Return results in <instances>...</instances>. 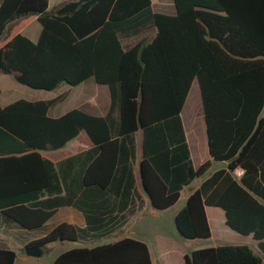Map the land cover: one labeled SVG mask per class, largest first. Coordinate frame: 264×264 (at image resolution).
I'll list each match as a JSON object with an SVG mask.
<instances>
[{"label": "trees", "instance_id": "1", "mask_svg": "<svg viewBox=\"0 0 264 264\" xmlns=\"http://www.w3.org/2000/svg\"><path fill=\"white\" fill-rule=\"evenodd\" d=\"M173 1L175 15L153 12L151 0L69 1L53 12L48 0H0V71L44 90L91 78L111 96L105 116L77 108L50 116L57 97L0 105V212L23 227L42 226L62 200L54 164L41 151L78 138L99 147L110 167L117 138L139 129L144 188L155 207L172 206L182 186L210 166L193 168L180 117L197 79L209 154L228 161V169L214 171L189 194L175 214L176 229L185 238H209L205 206H218L226 225L252 234L264 253V0ZM35 19L40 31L32 41L22 30ZM131 36L139 39L124 46L121 37ZM44 192L56 194L49 209ZM85 237L84 228L62 222L28 246ZM15 258L0 247V264ZM184 263L264 264L246 244L197 248ZM53 264L152 261L145 242L123 237L67 249Z\"/></svg>", "mask_w": 264, "mask_h": 264}, {"label": "crops", "instance_id": "2", "mask_svg": "<svg viewBox=\"0 0 264 264\" xmlns=\"http://www.w3.org/2000/svg\"><path fill=\"white\" fill-rule=\"evenodd\" d=\"M69 1L78 0H48V11H55ZM52 4H55L53 9ZM151 8L153 12L176 14L173 0H151ZM35 22L38 21L35 19L22 30V34L32 41L37 40L40 31V27H31ZM30 27L32 29L28 31ZM27 31L30 36L26 34ZM138 39L139 37L133 36L121 37V42L124 46H126L124 43L133 45ZM52 91H56L57 94L48 99L60 97L48 109V114L53 117L72 108L95 116H105L110 108L111 96L108 86L98 84L91 78L75 86L61 84ZM0 96H8V90L0 87ZM60 102L66 104L61 106L63 103ZM8 103L0 102V105L5 106ZM58 103L61 105L55 106ZM117 115V111L114 110L112 116L117 118ZM263 115L264 113H261L260 117ZM180 117L193 168L196 169L206 161H210V166L202 177L194 178L182 186L178 200L165 209H159L151 204L142 186L140 129L133 135L117 138V143L114 145L116 155L110 167L101 157L99 147L86 145L78 138H74L63 148L41 151V155L54 164L61 187L57 197L62 203L44 224L37 228L23 227L0 212V247L7 246L16 253L13 264H26L31 256L25 253L24 248L62 222L84 228L86 237L77 241L58 240L42 246L41 254L48 251L49 245L61 244L52 256L51 264L58 254L67 249L79 246L91 247L123 237L145 242L149 248L152 264H163L160 254L169 251L177 259V264H185L184 255L196 248H186L181 245L184 239L176 229L175 214L186 204L189 194L203 179L218 169H228V161L214 160L209 154L206 122L197 79L191 83ZM229 147L230 143L227 145V148ZM239 169L241 168L237 167L232 172L236 179L242 175L237 174ZM55 195L44 192L41 197L47 209L51 207L53 200L55 202ZM205 214L211 231V236L206 239L211 243L208 242L210 244L203 247L246 244L264 262V253L259 248L258 240L254 239L252 234L244 235L230 229L225 223V214L220 207L206 205ZM163 216H166V220ZM162 220L165 221V227ZM66 242L70 245L65 247L62 244ZM76 243L81 245L78 246Z\"/></svg>", "mask_w": 264, "mask_h": 264}, {"label": "rangeland", "instance_id": "3", "mask_svg": "<svg viewBox=\"0 0 264 264\" xmlns=\"http://www.w3.org/2000/svg\"><path fill=\"white\" fill-rule=\"evenodd\" d=\"M54 5L55 4H52V7H51L52 9L55 8ZM50 11L53 12V10H50ZM31 27H40V24L38 22H35ZM31 27L28 29V31L32 29ZM28 31L26 32L27 35H29ZM124 44L128 45L129 43H124ZM0 87L8 90V96H0L1 103L3 102L8 103L16 99H26L29 101L45 100L57 94L56 91H52V90L34 89V88L27 87L23 84L18 83L10 74L3 73L2 71H0ZM73 90H76V89L73 88ZM73 90H71V92H73ZM59 99L60 97H57L55 102H57ZM54 103L52 105H54ZM60 103L62 104L63 102H60ZM60 103L56 104L55 106L61 105ZM64 104L66 103H63L61 106H64ZM163 219L166 220V216H163ZM164 220H162V223L164 224V227H165L166 224ZM182 238L184 239V241L181 242V245L186 248H196L197 249V248H202L203 246H207L208 244L211 243L208 239H205V238H185V237H182ZM60 245L61 244H57V243L49 245L48 251L43 252L39 256H31L27 260L26 264H51L52 256L57 252V249H59ZM62 245L66 247V246H69L70 243L66 242L65 244H62ZM76 245L79 246L81 244L76 243ZM160 259L163 264H177V259L170 251L166 252V254L161 253Z\"/></svg>", "mask_w": 264, "mask_h": 264}, {"label": "water", "instance_id": "4", "mask_svg": "<svg viewBox=\"0 0 264 264\" xmlns=\"http://www.w3.org/2000/svg\"><path fill=\"white\" fill-rule=\"evenodd\" d=\"M142 186H143V188H144V185L142 184ZM144 190H145V188H144ZM145 192H146V194H147V196L149 197V200H150V202H151V204H152V200H151V198H150V196H149V194H148V192L145 190ZM178 231V230H177ZM179 233V232H178ZM41 247H42V245H39V244H33V245H30V246H26L25 248H24V250H25V253L27 254V255H30V256H39L40 254H41Z\"/></svg>", "mask_w": 264, "mask_h": 264}, {"label": "built area", "instance_id": "5", "mask_svg": "<svg viewBox=\"0 0 264 264\" xmlns=\"http://www.w3.org/2000/svg\"><path fill=\"white\" fill-rule=\"evenodd\" d=\"M242 173H243V169H239L237 172L238 175H241Z\"/></svg>", "mask_w": 264, "mask_h": 264}]
</instances>
